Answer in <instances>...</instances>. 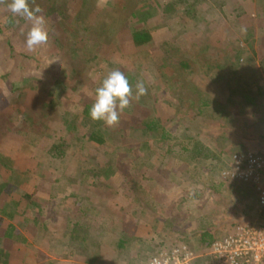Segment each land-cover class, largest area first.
Listing matches in <instances>:
<instances>
[{"label":"rangeland","instance_id":"rangeland-1","mask_svg":"<svg viewBox=\"0 0 264 264\" xmlns=\"http://www.w3.org/2000/svg\"><path fill=\"white\" fill-rule=\"evenodd\" d=\"M8 2L0 43L20 46ZM35 2L57 11L47 25L62 70L33 71L26 89L51 94L30 121L17 111H28L24 95L8 111L0 97L7 201L31 196L6 245L20 264H149L183 244L200 256L190 264H213L199 242L205 232L219 239L239 224H264V182L233 177L235 157H264V0H116L104 13L94 0ZM135 27L152 35L144 47L131 40ZM114 69L134 90L142 80L147 94L107 127L89 111ZM193 139L207 145L200 159L185 149ZM122 228L133 241L118 251Z\"/></svg>","mask_w":264,"mask_h":264},{"label":"trees","instance_id":"trees-1","mask_svg":"<svg viewBox=\"0 0 264 264\" xmlns=\"http://www.w3.org/2000/svg\"><path fill=\"white\" fill-rule=\"evenodd\" d=\"M82 1V0H81ZM116 0H107L105 3L104 0H94L95 3V11H99L101 13H104L105 11H108L111 4H114ZM43 9V15L45 16V19L47 21L48 18H52L55 16V13L57 12L55 7L51 5L50 3L46 4ZM114 9V8H113ZM112 9V10H113ZM85 13H88L93 10V3L85 9ZM112 12V11H109ZM1 21V18H0ZM170 26L175 25V22H170L168 18L166 19V23ZM8 28L14 33V37L18 33H23V36L21 38V45L15 46V44L12 42L13 40L4 39L1 40L0 43V66L3 73L2 76H0V80H2L4 83H11L13 87L11 88V93L4 94L6 85L0 86V97L1 101L5 102L8 106L7 111L9 110L10 104H18L19 101L23 98V95L25 96V105L27 106L28 111L25 115L24 112H20L17 108L18 114L20 115L19 119L21 122H24L25 120L30 121L33 119L32 113L35 111L34 109L36 106H42L41 103H46V96L50 95L51 93L48 92V94L42 89L39 88L37 90H29L26 89V87H29L28 85L31 82L32 77L35 75L36 69H38L40 72H46V71H52L53 74H55L54 69L62 70V66H60V57L58 54H60L56 44L51 42L49 38V42L37 48L34 51H25L23 47H25V40L27 32L29 31L31 27V23L27 21L26 19L14 16L12 13H10L9 16H7V22H6ZM131 40L134 44H136L138 47H144L146 44H148L153 38L150 33V31L146 28H133L130 31ZM139 49V48H138ZM34 55V58L32 57ZM55 59L58 60L56 63ZM54 71V72H53ZM58 79V77H57ZM129 79V78H128ZM239 81V80H238ZM130 82V79H129ZM18 84H21L18 87ZM132 85V82H130ZM261 90V87L258 88ZM259 90V91H260ZM240 91L238 90L237 94ZM235 93V92H234ZM242 93V89H241ZM264 94V90H261V95ZM248 101L251 100V103H254L253 99L247 98ZM209 99L205 98L204 106H209ZM245 101V100H244ZM240 103H242V100H240ZM54 101H51V106H53ZM3 111L7 112L6 109L2 106ZM150 127L153 129L158 128L156 126L160 125L158 121L153 120L150 124H145V126ZM144 127V126H143ZM100 141V140H96ZM188 145L186 146V151L190 152L192 158L194 159H200L202 155L207 152V145L203 140H189ZM207 154V153H206ZM204 154V155H206ZM105 174H107L110 171V167L105 166ZM5 168L6 164H2L0 162V264H20L18 260L12 255L11 251L7 249L6 245L12 239L14 238V234L16 232V221H20L23 216H25V212L23 211L24 202L23 200H29L31 199L30 195H21L22 201L20 202H11L9 203L7 201L9 197V190H11V184L7 181L5 177ZM255 195V194H254ZM253 195V192L251 191L250 197H255ZM8 196V197H7ZM11 198V197H9ZM33 206V204H30V202H27V207L30 208ZM245 210L240 211L241 213H245ZM248 213V212H246ZM249 214V213H248ZM5 218L7 221H5ZM34 220V219H33ZM36 220V219H35ZM78 228H82L79 224L76 225ZM125 229L122 228V230L119 232V237L117 240V250L122 251L128 248L130 246L131 241H133L130 237V234L124 231ZM88 237H92L93 234L91 231H86ZM125 237V238H123ZM187 240V239H185ZM216 240L215 235H212L210 232H205L201 238L200 243L202 244V247H209L211 244ZM100 246V245H99ZM97 257V256H96ZM100 255H98V258ZM103 260L101 257L98 260ZM101 260L99 261L101 263Z\"/></svg>","mask_w":264,"mask_h":264},{"label":"clouds","instance_id":"clouds-1","mask_svg":"<svg viewBox=\"0 0 264 264\" xmlns=\"http://www.w3.org/2000/svg\"><path fill=\"white\" fill-rule=\"evenodd\" d=\"M4 3L6 0H0V4ZM7 8L14 16L22 17L31 23L25 40L28 51H34L49 42L47 21L42 14L43 9L35 0H10ZM146 94L147 88L142 80L137 81L134 90L124 72L119 69L111 70L95 89V100L89 116L93 121H102L107 127H116L120 123L121 113L131 107L133 101ZM149 264H161V261L152 258ZM164 264H167V261Z\"/></svg>","mask_w":264,"mask_h":264},{"label":"built area","instance_id":"built-area-1","mask_svg":"<svg viewBox=\"0 0 264 264\" xmlns=\"http://www.w3.org/2000/svg\"><path fill=\"white\" fill-rule=\"evenodd\" d=\"M264 156V155H263ZM235 173L241 181L259 183L264 176V157L248 160L235 157ZM246 164L244 169L241 166ZM224 176H226L223 173ZM238 175V176H235ZM264 178V177H262ZM261 208L264 209V194L260 198ZM206 256L213 258V264H264V224L246 225L239 224L234 230L208 247ZM199 254L183 244L177 246L171 254H162L159 257L161 264H190L198 259Z\"/></svg>","mask_w":264,"mask_h":264}]
</instances>
